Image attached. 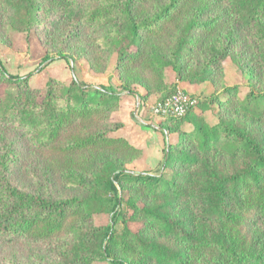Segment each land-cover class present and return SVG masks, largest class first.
I'll return each mask as SVG.
<instances>
[{
    "label": "rangeland",
    "instance_id": "374dc122",
    "mask_svg": "<svg viewBox=\"0 0 264 264\" xmlns=\"http://www.w3.org/2000/svg\"><path fill=\"white\" fill-rule=\"evenodd\" d=\"M154 1L146 0L141 12L147 11ZM203 3L209 6L205 11L208 16L215 12L222 15L216 31L204 38V45L196 50L198 52L183 54L178 70L164 65L156 72L138 64L133 65L136 67L125 65L119 68L116 66L115 49L98 45L101 37L112 42L113 34L117 37L122 33L125 23L120 18H110L98 26H81L66 39L71 21L68 15L60 13L47 18L43 15L41 23L28 27L22 19V5L15 3L11 9H3L0 5V65L5 72L13 75L30 73L29 84L39 87L42 92L49 79L68 85L72 74L87 84L104 85L115 90L121 98L105 121L76 126L70 132L84 135L105 129L108 136L123 137L138 149L119 151L106 146L96 147L64 158L51 150L33 147L23 133L14 130L10 124L0 123V134L8 139L17 138L12 179L33 189L36 181L48 175L56 195L83 198L88 196L87 191L80 186H70L67 174L81 179L92 173L105 176L113 169H125L164 177L176 186L173 191L147 195L140 188L123 183L116 187L114 194L119 200L115 207L119 216L117 222L112 224V212L108 209L97 211L90 217H84L80 211L72 214L61 232L53 238L41 241L24 238L0 240L2 264H114L111 261L113 257L124 259V264H136L144 257L133 246L131 234H138L149 242L181 254L185 264H214L218 259L215 245L227 232L242 237L256 250L264 247V216L260 212L241 208L228 197V209L239 216L238 221L226 223L213 213L220 203L214 180L244 170L245 160L239 155H228L221 149L199 150L192 141L180 137L181 129H191L190 123L168 122L170 116L153 113L157 103L181 91L197 102L190 111L192 114L202 115L208 125L215 124L218 118L230 121L246 130L250 139L264 150L263 118L251 116L237 104L227 106L212 102V97L221 94L224 87L237 86L240 97L249 89H264V51L251 36L256 24L264 29V21L246 23L237 19L228 0L197 1L198 5ZM79 18L80 13H77L73 20ZM184 21L183 18L179 20L180 23ZM227 31L234 32L236 38L220 66L199 81H189L188 78L198 74L205 48L210 44L219 45V39ZM171 46L169 38H161L151 42L144 51L145 54H157L164 62L169 58ZM168 143L192 160L183 163L177 160L175 164L164 167ZM131 199L138 200L139 206L157 208L182 231L165 233L133 208L128 202ZM109 231L108 239H104V234ZM180 232L188 233L197 243L182 240L178 236ZM110 241L124 242L129 249L117 246L111 249V257H106L101 251ZM147 263L159 264L153 259Z\"/></svg>",
    "mask_w": 264,
    "mask_h": 264
},
{
    "label": "trees",
    "instance_id": "16d2710c",
    "mask_svg": "<svg viewBox=\"0 0 264 264\" xmlns=\"http://www.w3.org/2000/svg\"><path fill=\"white\" fill-rule=\"evenodd\" d=\"M197 1L155 0L145 12H141L140 8L146 4V0H0V5L3 9H11L15 3L22 5V19L28 27L41 23L43 15L46 18L60 13L68 15L71 21L70 29L65 34L66 39L81 26H98L110 18H120L125 25L119 37L113 34L112 42L101 37L98 45L115 49L116 66L119 68L125 65L136 67L133 65L138 64L156 72L164 65L178 70L183 54L199 50L204 45V38L212 36L222 21L219 13L210 16L205 14L209 6L204 3L198 5ZM228 1L237 19L246 23L264 21V0ZM77 13H80V18L73 20ZM182 18L184 23L179 22ZM255 26L251 36L264 51V29L257 24ZM234 37V32L227 31L219 39V45H208L201 55L198 74L188 80L199 81L209 71L218 68L231 48ZM161 38H169L172 43L169 58L164 62L160 61L157 54H145L144 51L151 42ZM262 55L264 57V53ZM30 76V73L9 74L0 65V85L3 84L0 89V123L10 124L14 130L23 133L33 147L51 150L64 158L75 152L105 146L119 151L138 150L123 137L108 136L105 129L93 130L84 135L70 132L76 126L105 121L117 108L121 98L118 92L104 85L87 84L74 74L68 85L49 79L42 92L39 87L29 84ZM221 94L212 97V102L227 106L237 104L251 116L264 119V89H249L240 97L237 86H231L224 87ZM196 104L182 116L167 119L168 122L191 124L190 130L181 129L180 137L192 141L199 150L221 149L228 155H239L246 162L244 170L214 180L220 201L213 211L214 215L226 223L234 224L238 221L239 216L230 213L228 209L229 197L239 207L255 209L264 216V150L250 139L246 130L230 121L218 118L215 124L208 125L202 115L190 112ZM12 139L0 134V240L24 238L41 241L53 238L61 232L66 220L80 211H83L84 217H90L97 211L108 209L112 212L113 224L119 219L115 211L119 200L114 194L116 187L123 183L134 185L147 195L166 193L176 188L173 182L164 177L147 172L113 169L105 176L92 173L81 179L67 174L70 186H80L87 191L88 196L85 198L56 195L48 175L36 181L35 188L29 189L11 177L17 138ZM173 146L169 144L164 155V167L175 164L177 160L179 163L192 160ZM128 202L165 233L182 231L178 230V224L176 226L169 216L158 212L157 208L139 206L135 199ZM110 228L111 225L108 230ZM110 234V231L106 232L104 239ZM234 234L227 232L219 237L215 245L218 259L214 264H264V247L256 250L253 244H246L242 237ZM178 236L190 244L197 243L186 232H180ZM131 237L138 254L144 257L136 264H148L149 259L159 264H185L181 254L149 242L138 234H131ZM109 245L101 251L106 257H111V249L117 246L129 249L124 242L110 241ZM111 261L114 264L125 263L124 259L118 257H113Z\"/></svg>",
    "mask_w": 264,
    "mask_h": 264
},
{
    "label": "built area",
    "instance_id": "2783aa9c",
    "mask_svg": "<svg viewBox=\"0 0 264 264\" xmlns=\"http://www.w3.org/2000/svg\"><path fill=\"white\" fill-rule=\"evenodd\" d=\"M195 104L194 98L177 91L154 107V114L162 117H179Z\"/></svg>",
    "mask_w": 264,
    "mask_h": 264
}]
</instances>
